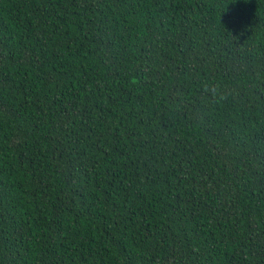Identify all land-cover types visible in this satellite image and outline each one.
I'll return each instance as SVG.
<instances>
[{
	"label": "trees",
	"instance_id": "1",
	"mask_svg": "<svg viewBox=\"0 0 264 264\" xmlns=\"http://www.w3.org/2000/svg\"><path fill=\"white\" fill-rule=\"evenodd\" d=\"M0 264H264V0H0Z\"/></svg>",
	"mask_w": 264,
	"mask_h": 264
},
{
	"label": "clouds",
	"instance_id": "2",
	"mask_svg": "<svg viewBox=\"0 0 264 264\" xmlns=\"http://www.w3.org/2000/svg\"><path fill=\"white\" fill-rule=\"evenodd\" d=\"M216 88L215 86H211V91L215 92Z\"/></svg>",
	"mask_w": 264,
	"mask_h": 264
}]
</instances>
